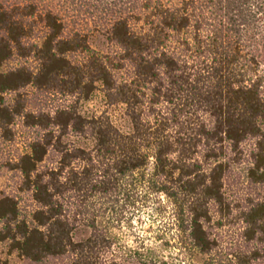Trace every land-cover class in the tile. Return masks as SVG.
<instances>
[{"label": "trees", "instance_id": "trees-1", "mask_svg": "<svg viewBox=\"0 0 264 264\" xmlns=\"http://www.w3.org/2000/svg\"><path fill=\"white\" fill-rule=\"evenodd\" d=\"M0 142V264H170L106 216L159 197L205 264H264V0H0Z\"/></svg>", "mask_w": 264, "mask_h": 264}, {"label": "rangeland", "instance_id": "rangeland-1", "mask_svg": "<svg viewBox=\"0 0 264 264\" xmlns=\"http://www.w3.org/2000/svg\"><path fill=\"white\" fill-rule=\"evenodd\" d=\"M89 45L92 49L104 51L106 41L104 37L98 33L89 35ZM104 109L103 103L99 97L87 102L83 106V111L88 112L92 109ZM114 123L122 130L128 127V120L124 116L120 107L108 109ZM79 144H82L80 142ZM21 150L20 145H13L7 142H0V166L12 155ZM240 174H232L236 184H230V192H237L239 195H247L244 179L236 180L244 173L246 163L238 164L235 167ZM15 175L5 168L0 167V192H10L13 189ZM232 181V178L230 179ZM251 191V194L255 193ZM236 193V194H237ZM106 216L112 217L116 221L113 222L114 232L117 233L123 243L131 247L149 248L156 254L162 256L170 264H205V258L200 254L188 248H181L177 241L178 233L174 220V211L168 200L159 197L150 203L145 204L142 208H136L130 211H107ZM102 221V220H101ZM102 224H105L102 222ZM89 234V228L84 223H79L73 231L74 240L85 238ZM5 259L4 253H0V261ZM9 264H23L13 257L7 258ZM54 264H63L62 262H53Z\"/></svg>", "mask_w": 264, "mask_h": 264}]
</instances>
